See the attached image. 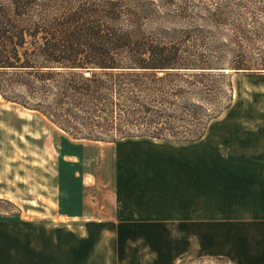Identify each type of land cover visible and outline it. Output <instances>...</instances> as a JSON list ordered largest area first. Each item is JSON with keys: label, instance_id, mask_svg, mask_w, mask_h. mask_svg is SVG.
<instances>
[{"label": "trees", "instance_id": "trees-1", "mask_svg": "<svg viewBox=\"0 0 264 264\" xmlns=\"http://www.w3.org/2000/svg\"><path fill=\"white\" fill-rule=\"evenodd\" d=\"M210 1L0 0V95L75 140L199 142L225 109L218 79L264 72L241 53L264 41V0Z\"/></svg>", "mask_w": 264, "mask_h": 264}, {"label": "rangeland", "instance_id": "rangeland-1", "mask_svg": "<svg viewBox=\"0 0 264 264\" xmlns=\"http://www.w3.org/2000/svg\"><path fill=\"white\" fill-rule=\"evenodd\" d=\"M174 2L178 8L213 4ZM191 21L184 25L173 19L161 27L181 31ZM202 31L199 39L209 37L210 27ZM222 33V43L235 37L232 30ZM241 53L263 55L264 41ZM230 74L232 88L227 79H218L221 115L229 114L235 101V109L243 103L247 114L256 113L262 97L255 98L252 86L254 80L264 81V75L256 77L264 72ZM193 146L150 138L113 144L75 140L40 113L0 95V264H264V226L259 224L240 221L233 230L193 235L171 233L165 223L132 228L109 219L116 201L135 199L139 187L147 191L143 200L153 201L151 212L167 216L166 204L159 202L167 199L171 181L163 165ZM250 229L261 233L250 235Z\"/></svg>", "mask_w": 264, "mask_h": 264}, {"label": "crops", "instance_id": "crops-1", "mask_svg": "<svg viewBox=\"0 0 264 264\" xmlns=\"http://www.w3.org/2000/svg\"><path fill=\"white\" fill-rule=\"evenodd\" d=\"M260 75L264 74L256 77ZM253 85L252 94L262 97L256 113L247 114L243 103L235 109V101L227 110L229 114L212 121L209 135L163 165L168 166L164 170L169 171L171 181L167 199L159 201L166 205L156 207L160 210L163 205L167 216L151 212L153 201L143 200L147 191L139 187L135 199L116 201L109 219L132 228L165 223L171 233L193 235L233 230L240 221L264 226V81L254 80ZM247 233L261 231L250 229Z\"/></svg>", "mask_w": 264, "mask_h": 264}]
</instances>
